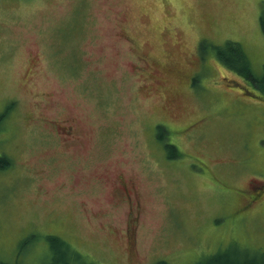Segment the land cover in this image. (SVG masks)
Here are the masks:
<instances>
[{"label": "rangeland", "instance_id": "374dc122", "mask_svg": "<svg viewBox=\"0 0 264 264\" xmlns=\"http://www.w3.org/2000/svg\"><path fill=\"white\" fill-rule=\"evenodd\" d=\"M262 12L264 0H0V154L13 163L0 259L44 263L46 236L97 264L263 252L264 203L242 201L251 177L264 182L263 92L213 58L239 43L263 78Z\"/></svg>", "mask_w": 264, "mask_h": 264}, {"label": "trees", "instance_id": "16d2710c", "mask_svg": "<svg viewBox=\"0 0 264 264\" xmlns=\"http://www.w3.org/2000/svg\"><path fill=\"white\" fill-rule=\"evenodd\" d=\"M259 26L264 33V12H262L259 17ZM201 43L203 45V40ZM213 49V58L223 69L233 72L237 76L239 75L243 81H248L253 86L258 87L264 94V77H258L259 75L254 72L250 59L247 57L244 49L239 43L227 40L219 46H214ZM208 69H210V67H208ZM191 83L193 85V82ZM8 109L9 107L7 110ZM65 133H68V131L66 130ZM154 152L156 153L158 150H155ZM158 159L164 162L161 152H159ZM12 165L13 163L11 159L1 153L0 173L11 169ZM46 240L51 244L53 251L47 256L46 261H48L43 264H53V262H56L57 264H96L93 261L90 262L89 259L88 261L84 255L78 253L57 237L46 236ZM25 241L26 242L19 247V254H22V251L28 246V241ZM235 248L236 247H233L232 249H223L222 251H219L215 257H212L210 261L206 259L202 264H264V251L260 253L259 251L244 249L241 250L240 253L232 255L231 250ZM0 264H22V262H20V260L17 261V259L13 257V261L11 262H5L0 259ZM155 264L167 263L163 260H158Z\"/></svg>", "mask_w": 264, "mask_h": 264}, {"label": "flooded vegetation", "instance_id": "af4514ba", "mask_svg": "<svg viewBox=\"0 0 264 264\" xmlns=\"http://www.w3.org/2000/svg\"><path fill=\"white\" fill-rule=\"evenodd\" d=\"M201 44L202 43H200V46H201ZM197 63L199 64V58L198 57L197 58L196 57L195 58H191V60L189 61V64H191V65H196ZM69 129L70 128H67V131H68L67 134H71ZM117 176L119 177V179L123 178L121 173H118ZM117 176H115V177H117ZM250 179H251L250 182L247 184V189L252 192L251 197H250L249 200L245 199V200H242V201L245 203V205L250 206L251 204H254L255 207L256 206L258 207V206H260V205H262L264 203V182H262V181L257 182V181H255L253 179V177H251ZM122 181L123 182H120V185H121L122 189H125L126 181L125 180H122ZM123 191H124V193L128 192L126 190H123ZM137 197H138V195H137ZM134 222H136V219L131 218L130 222L128 223V226H127V223H126V226H127L126 230L129 232V235H131L132 238H133V234L135 235V227H134V229H133V231L131 233V224L134 223Z\"/></svg>", "mask_w": 264, "mask_h": 264}]
</instances>
